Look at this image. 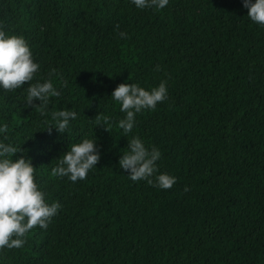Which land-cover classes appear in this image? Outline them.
<instances>
[{
	"label": "trees",
	"instance_id": "obj_1",
	"mask_svg": "<svg viewBox=\"0 0 264 264\" xmlns=\"http://www.w3.org/2000/svg\"><path fill=\"white\" fill-rule=\"evenodd\" d=\"M0 29L29 44L40 64L30 83L50 78L60 91L42 113L23 106L27 82L0 90V123L21 146L13 158L30 157L47 202L61 205L23 247L0 250V264H264V27L242 0H169L162 10L130 0H0ZM162 80L167 98L123 133L111 92ZM59 109L77 119L50 133ZM99 114L109 131L95 126ZM134 135L160 149L158 172L176 177L171 188L133 182L119 168ZM95 137L101 155L85 179L51 174L71 143Z\"/></svg>",
	"mask_w": 264,
	"mask_h": 264
},
{
	"label": "clouds",
	"instance_id": "obj_2",
	"mask_svg": "<svg viewBox=\"0 0 264 264\" xmlns=\"http://www.w3.org/2000/svg\"><path fill=\"white\" fill-rule=\"evenodd\" d=\"M139 10H162L169 0H130ZM250 21L264 27V0H242ZM114 31L118 38H127V33L120 30L119 24ZM40 64L21 35L8 34L0 29V90L11 92L24 88V107L47 110L51 97H58L60 91L50 78L36 79ZM159 71V66L156 68ZM52 71H55L54 69ZM167 98L166 81L146 89L137 83H120L112 92L111 99L119 105L123 118L117 122L123 133H130L136 123V116L145 110H154L158 103ZM36 101L39 103L37 104ZM77 119V112L71 109H59L51 112V121L46 129L51 133L54 128L58 133H65L72 121ZM103 125L106 131L111 127L108 116L95 117V126ZM8 125L0 123V250L21 248L26 243L25 237L32 229H47L52 218L58 214L61 205L57 201L48 203L46 193L36 181L32 159L14 154L21 152V146L10 141L7 136ZM126 151L118 160V166L127 173L133 182L145 181L160 189H169L176 182V177L158 172L157 162L161 158L158 147L148 146L139 136L128 139ZM100 151L94 139L83 138L71 143L68 149L56 159L51 174L66 178L73 183L86 178L99 159Z\"/></svg>",
	"mask_w": 264,
	"mask_h": 264
}]
</instances>
